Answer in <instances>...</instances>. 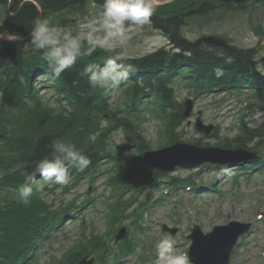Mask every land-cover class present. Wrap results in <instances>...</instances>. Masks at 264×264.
I'll return each mask as SVG.
<instances>
[{
	"label": "trees",
	"instance_id": "1",
	"mask_svg": "<svg viewBox=\"0 0 264 264\" xmlns=\"http://www.w3.org/2000/svg\"><path fill=\"white\" fill-rule=\"evenodd\" d=\"M18 1L16 0L13 5V11ZM102 2L103 0L44 2V18L50 20L53 16L65 11L83 18L91 13L90 3H96L99 7L97 11H99ZM209 6V3L205 1L200 7L185 13H179L177 3L155 7V13L152 16L155 27L168 34L173 43L184 51L176 53L161 49L153 54L128 60L131 68L148 73V76H145L146 80L143 81L138 76L136 83L126 91V97L132 98L136 113L130 108L126 112L122 109H109L105 90L101 87L92 88L87 77L80 75L85 65L104 63L107 54L100 50L90 57L78 58L72 68L57 78L53 76L47 63L41 59V55L31 51L26 42L6 43L0 53V95L2 96L0 106L4 112L0 121V137L4 142V149L0 157L6 165L5 168L9 169L6 175L8 178L4 180L3 185L12 184V188L15 189L23 185L28 175H34L36 162L45 157L51 158L52 140L61 139L73 143L90 160L89 165L83 171L76 168L69 170L71 178L73 177L72 180L78 181L87 175L95 176L100 172L104 159L110 157L117 165L124 163V159L135 163L133 166L119 169L118 176L120 177L115 179L119 187L137 190L144 188L152 171H149L142 160V155L150 146L143 135V119L139 103L147 97L156 102V109L164 119L169 138L168 143L171 142L174 139L175 128L182 120V104L176 99L177 88L175 89L173 85L172 77L161 75L165 66L171 73L175 68L173 65H177L175 63L189 58L185 55L189 48L182 36V27L193 14L194 17L197 14L211 11L208 10ZM35 17H39L37 7L32 3H27L17 17H6L2 21L0 34L8 32L28 36ZM60 19L56 20L60 22ZM63 21H65L64 18ZM218 51H220L219 48L203 46L193 50L190 56L191 62L190 59L187 60V65H191L198 71L189 77V81L199 84L197 93L209 92L216 85L228 87L233 82L245 79V75H251L255 69L253 50L233 49L227 54L231 58L230 62L216 58ZM117 63L127 67L121 60ZM223 69L226 74L218 76L217 70ZM39 71L47 79L39 82L50 81L56 97L63 98L69 105V109L60 100L58 101L61 106L56 109L41 102L31 80L32 75ZM155 113L153 116L159 117ZM105 118L110 119L107 120L109 122L107 126H103ZM114 126H117L116 129ZM123 128L129 137V142L139 150L141 157L134 159V156L125 158L123 154L117 156L118 153L116 154L111 149L109 142L111 135ZM70 138L72 139L69 140ZM39 192L38 188L33 190V196L27 206L18 201L17 194L6 200L5 207L0 206V257H2L0 264L24 262L33 244L43 236V227L54 217V213L48 214L46 204L37 198ZM122 205L124 204L119 202L115 208L113 225L117 223V216L123 209ZM31 230H33L32 233H30ZM102 242L105 243L104 238L94 237L87 244L76 248L71 257L72 264L80 259L90 246H98ZM26 262L30 260L27 259Z\"/></svg>",
	"mask_w": 264,
	"mask_h": 264
},
{
	"label": "rangeland",
	"instance_id": "2",
	"mask_svg": "<svg viewBox=\"0 0 264 264\" xmlns=\"http://www.w3.org/2000/svg\"><path fill=\"white\" fill-rule=\"evenodd\" d=\"M257 19L263 26L264 31V2L263 4H254L249 6L247 10H240L235 12L226 22L217 24L216 28L205 30L206 33L215 32L219 35H224L231 39L235 44L243 47H258L260 49V58L262 60L260 68L264 70V33H259L255 30V24ZM201 35L197 28L189 30L187 36L191 40L197 39ZM167 39L164 38L159 32L153 30L150 24L145 25L140 30H133L132 39L129 46L123 50V56H139L146 54L148 52L154 51L155 49L165 45ZM40 94H42L45 99L52 104L56 105V98L53 96L52 90L47 87L40 88ZM187 90L182 88L180 91L181 100L187 97ZM220 96V95H218ZM222 97V96H221ZM213 98V97H212ZM220 97H217L219 99ZM109 102L112 106H122L121 93L120 90L116 89L111 92ZM195 113L198 111H203L202 119L204 122L209 124H218L225 131L233 132V122L235 121L237 110L236 106L231 101H220L214 104V98L209 97L201 99L196 102ZM257 114H253L251 118L257 120ZM147 116L144 119L145 124V136L147 140L151 142L153 149H158L160 145V138L158 137L159 122L154 118H149ZM194 123L196 116L190 118ZM260 121L261 119L258 118ZM161 123V122H160ZM230 124L229 127L227 125ZM223 130V134L226 132ZM182 138L185 140H196L202 138V142L211 141L215 144L216 139H207L205 135L198 134L194 127L186 126L184 132L182 133ZM113 144H126L127 140L123 133L120 131L116 133L112 139ZM131 153V152H130ZM191 173H196L199 178L198 183L205 186V183H209L212 177H215V168L213 167H203L190 170L189 168H178L176 171L172 172L171 175L176 176H189ZM233 172L224 175L220 183L221 190H225L227 195H220L217 193H212L209 187H203L199 191H186L184 193V199L182 201L181 191L173 190L169 197V200L164 204L156 205L144 212L141 222L144 220L143 225L147 230V238L141 239L138 243L142 246L137 249L138 253H142L144 248L156 252V243L162 238L161 228L164 223L171 226H180L182 229L177 236L180 234H189V224H191L193 214H196V219L200 220L204 225V230L208 231L211 229L212 225H221L230 220L239 221H251L255 223V228L251 234H249L244 242L238 245V251L234 257L233 264H264V258L262 257V250L264 249V219L257 220V213H264V207L260 203L259 196L257 194H262L264 192V176L258 178L253 184L246 185L243 183L241 191L243 195L235 201V195L231 192V185L229 182H225L228 176L232 175ZM1 175V172H0ZM105 176H100L96 180V183L91 184L90 182H84L80 187L70 191L69 193L62 192L59 190L55 194H50L46 197V200L50 203H54L57 206L61 204H70L73 202L81 203L85 202L89 196L93 195H104L106 200L111 198V190L106 188ZM196 184V187H199ZM95 188V189H94ZM167 186L160 187L156 191H153V198L155 199L159 193H162ZM175 195L181 197L179 198ZM216 197L218 201H216ZM176 201L177 205H176ZM192 202V203H191ZM186 209L187 214H183L180 219L176 217L179 216V207L183 206ZM177 206V213L175 218L171 217V213L175 210ZM254 206L258 207V211H255ZM95 208H97L95 210ZM92 207L87 205L84 209L77 210L74 219H70L71 216L65 219V222L60 225V227L53 230V237L49 240L41 242L39 249V259L41 264H50L51 255L61 257L70 247L75 245L81 240L82 224L89 226L86 236H90L92 232L98 234H105L108 230L107 226V213L103 210L106 209L105 205L102 203L98 207ZM253 209V210H252ZM105 212V213H104ZM124 224H128L129 221H123ZM138 234V231H134ZM155 234V235H153ZM159 234V236H158ZM162 235V236H161ZM174 242H177V238H172ZM187 243V241L185 242ZM184 243V244H185ZM180 241L176 246H180ZM144 247V248H143ZM177 251L185 250L183 247ZM136 252V253H137ZM112 259V257L110 258ZM109 259V260H110ZM115 262L113 261L112 264ZM117 264H156V257L151 261H140L136 254L130 258L124 259Z\"/></svg>",
	"mask_w": 264,
	"mask_h": 264
},
{
	"label": "clouds",
	"instance_id": "3",
	"mask_svg": "<svg viewBox=\"0 0 264 264\" xmlns=\"http://www.w3.org/2000/svg\"><path fill=\"white\" fill-rule=\"evenodd\" d=\"M154 13L152 0H103L99 11L78 20L73 28L35 17L27 47L41 55L57 78L72 68L78 58L90 57L100 50L107 54L103 65L87 64L80 75L87 77L92 88H107L118 85L132 70L131 66L125 67L117 61L123 59V50L129 46L133 30L138 31L150 24ZM0 39L7 37L0 35ZM257 70L264 74V70ZM220 74L217 70V75ZM51 150V158L45 157L35 163L34 175L39 174L47 184L67 185L71 180V168L83 171L90 163L89 157L71 142L53 139ZM16 194L18 201L27 206L33 196V188L20 185ZM156 264H189V259L176 250L171 236L164 234L156 243Z\"/></svg>",
	"mask_w": 264,
	"mask_h": 264
},
{
	"label": "water",
	"instance_id": "4",
	"mask_svg": "<svg viewBox=\"0 0 264 264\" xmlns=\"http://www.w3.org/2000/svg\"><path fill=\"white\" fill-rule=\"evenodd\" d=\"M36 1H38V0H36ZM40 17H41V15H40ZM203 41L216 42V43L223 44V42L221 40L216 39V38H212V37L201 39L198 42V44L202 43ZM179 147L180 146H176L175 148L174 147L173 148H169V149L161 151V152L147 154L146 161L148 162L149 165L158 166L160 168H169V169H171L175 165L183 163L184 159L182 160V157L180 155L172 154ZM205 159H214V158L209 156V157H207ZM203 160L204 159H198V160H196V162H200V161H203ZM170 165H172V166L169 167ZM214 264H216V263H214Z\"/></svg>",
	"mask_w": 264,
	"mask_h": 264
},
{
	"label": "bare ground",
	"instance_id": "5",
	"mask_svg": "<svg viewBox=\"0 0 264 264\" xmlns=\"http://www.w3.org/2000/svg\"><path fill=\"white\" fill-rule=\"evenodd\" d=\"M46 18V17H45ZM179 39V38H178ZM177 43V42H176ZM129 98V97H128ZM148 98V97H147ZM150 98V97H149ZM139 102V101H138ZM131 109V108H130ZM129 109V110H130ZM134 110V109H133ZM135 111V110H134ZM117 112V111H116ZM131 112H133V111H131ZM114 113V112H113ZM135 113H136V111H135ZM112 114V113H111ZM154 114V113H153ZM156 114V113H155ZM111 117V116H110ZM106 119V118H105ZM109 123V122H108ZM123 126H124V124H123ZM115 127V126H114ZM117 127V126H116ZM116 127H115V129H116ZM120 128H121V126H120ZM124 128H125V126H124ZM123 128V129H124ZM88 131V130H87ZM115 131V130H114ZM104 133V132H103ZM53 136V135H52ZM57 138V137H56ZM72 138H70L69 140H71ZM51 145V144H50ZM49 148V147H48ZM29 149V148H28ZM36 149V148H35ZM30 150V149H29ZM44 150H46V149H44ZM40 151V150H39ZM41 153V152H40ZM51 153V152H50ZM47 154V153H46ZM48 155V154H47ZM46 156V155H45Z\"/></svg>",
	"mask_w": 264,
	"mask_h": 264
}]
</instances>
